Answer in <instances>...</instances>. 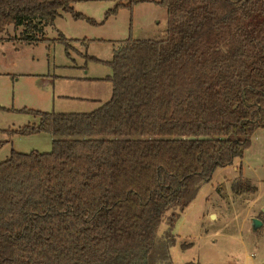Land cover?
<instances>
[{
  "label": "trees",
  "instance_id": "1",
  "mask_svg": "<svg viewBox=\"0 0 264 264\" xmlns=\"http://www.w3.org/2000/svg\"><path fill=\"white\" fill-rule=\"evenodd\" d=\"M74 1L0 0V31L21 27L18 40L37 43L61 12L82 18ZM157 3L165 38L117 43L107 101L19 109L37 123L16 132L52 142L0 162V264L166 262L201 184L264 129V0Z\"/></svg>",
  "mask_w": 264,
  "mask_h": 264
},
{
  "label": "rangeland",
  "instance_id": "2",
  "mask_svg": "<svg viewBox=\"0 0 264 264\" xmlns=\"http://www.w3.org/2000/svg\"><path fill=\"white\" fill-rule=\"evenodd\" d=\"M157 1L75 0L73 10L82 18L61 12L33 44L18 40L21 27L0 31V162L11 149H51L46 132H16L37 123L35 114L19 109L88 112L110 98L112 84L106 77L112 69L107 61L117 43L165 38L166 11ZM252 219L261 222L255 231ZM165 230L162 222L157 237ZM173 233L170 257L161 264H264L263 128L253 132L241 159L216 168L201 184Z\"/></svg>",
  "mask_w": 264,
  "mask_h": 264
},
{
  "label": "water",
  "instance_id": "3",
  "mask_svg": "<svg viewBox=\"0 0 264 264\" xmlns=\"http://www.w3.org/2000/svg\"><path fill=\"white\" fill-rule=\"evenodd\" d=\"M260 221L258 219H252L251 221V227H252V230L255 231L258 229L259 225H260Z\"/></svg>",
  "mask_w": 264,
  "mask_h": 264
},
{
  "label": "crops",
  "instance_id": "4",
  "mask_svg": "<svg viewBox=\"0 0 264 264\" xmlns=\"http://www.w3.org/2000/svg\"><path fill=\"white\" fill-rule=\"evenodd\" d=\"M114 48H115V47H114ZM114 48H113V49H114ZM50 138H51V142H52V137L50 136Z\"/></svg>",
  "mask_w": 264,
  "mask_h": 264
}]
</instances>
